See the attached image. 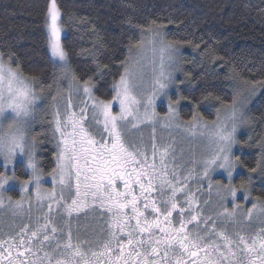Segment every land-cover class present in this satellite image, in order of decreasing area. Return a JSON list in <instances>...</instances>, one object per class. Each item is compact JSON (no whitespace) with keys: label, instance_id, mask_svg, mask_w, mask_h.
Instances as JSON below:
<instances>
[{"label":"snow or ice","instance_id":"1","mask_svg":"<svg viewBox=\"0 0 264 264\" xmlns=\"http://www.w3.org/2000/svg\"><path fill=\"white\" fill-rule=\"evenodd\" d=\"M75 19L64 18L59 0H46L51 83L25 76L14 49L0 50V264H264V199L250 188L254 175L264 177V136L246 181H233L244 166L233 154L237 132L252 123L248 103L264 79H244L202 37L170 38L167 24H183L173 17H126L139 35L127 40L118 67L102 58L110 45L98 26L80 18L91 47L78 55L93 67L78 74L62 42L64 24ZM185 46L212 65L205 72L229 68L231 103L220 100L215 121L196 113L181 122L178 106L188 97L169 96L178 73L191 75ZM218 171L227 182L213 180ZM15 187L19 199L8 194ZM241 192L254 199L250 208L237 202Z\"/></svg>","mask_w":264,"mask_h":264},{"label":"trees","instance_id":"2","mask_svg":"<svg viewBox=\"0 0 264 264\" xmlns=\"http://www.w3.org/2000/svg\"><path fill=\"white\" fill-rule=\"evenodd\" d=\"M45 3L46 0H0V50L14 49L25 76L51 83L55 69L49 63L44 44ZM59 4L65 19L69 15L77 17L64 24L62 42L72 50L73 67L78 74L90 75L89 70L93 67L88 57L78 55L81 47H91V32L86 30L87 25L82 24L80 18L98 26L110 45L102 58H110L113 67H118L127 54V40L133 33L139 35L138 29L131 27L126 17L135 24L153 19L167 23L165 18L173 17L183 24L179 28L175 24H167L170 38L199 40L202 37L225 57L226 63L233 62L244 79L253 82L264 79V0H59ZM181 53L184 68L191 75L178 73L177 84L170 96L173 99L188 97L178 106L180 120L190 121L198 113L204 120L215 121L217 109L221 108L220 100L225 104L231 103L234 84L227 78L229 68L217 67L218 74H211L205 72V67L212 65H202L197 50L185 46ZM107 79L109 84L98 85L101 91L109 87L112 77ZM209 93L211 96L205 100L204 96ZM249 110L252 123L238 136L239 144L234 154L244 165L238 167L239 172L233 179L235 184L246 181L250 174L248 169L255 166L260 156L256 144L264 136V89H259ZM158 113L165 115V108L160 107ZM42 156L47 166V150ZM16 170L23 178V164H16ZM250 188L253 198L259 196L264 199V177L254 175ZM8 194L14 199L20 198L17 190H10ZM250 200L245 204L242 196L237 197V202L244 208L252 206L254 199Z\"/></svg>","mask_w":264,"mask_h":264},{"label":"rangeland","instance_id":"3","mask_svg":"<svg viewBox=\"0 0 264 264\" xmlns=\"http://www.w3.org/2000/svg\"><path fill=\"white\" fill-rule=\"evenodd\" d=\"M63 37H64V32L62 33V38H63ZM145 55H146L149 59L152 58V53H151L150 51L146 52ZM177 75H178V74H177ZM176 77H177V76H176ZM258 92H259V88L257 89V93H256V95L253 96V97L251 98V100L249 101V103H248V109L250 108L252 102L256 99V97H257V95H258ZM172 93H173V87H171V88L169 89V96H171ZM43 104H44V102L41 101V102H40V105L43 106ZM160 107H164L165 110H166V114H167L168 106H167V102H166L164 99H161V100H159V101L157 102V109H156L157 112H158V110H159ZM158 114H159V113H158ZM166 114H165V115H166ZM225 115H226V112H223V111H222V113H221V118H223ZM160 116H161V115H160ZM163 116H164V115H163ZM163 116H161V117H163ZM215 120H216V119H215ZM180 121H181V120H180ZM181 122H182V121H181ZM246 127H247V126L241 127V128L238 130V132H237V138H238V136H239L240 134H242V133L244 132V130H245ZM39 129H40V125H37L35 130L39 131ZM237 147H238V145L235 146V147L233 148V154L236 153ZM17 164H22V162H21L20 160H18V161H17ZM238 172H239V168H237L236 172L234 173L233 179H234V177L236 176V174H238ZM216 178H217V179H221V180L227 182L226 175H225L222 171H218V172H216V173L213 174V180H214V181H216ZM48 186H49V185H45V187H48ZM11 190H17V191L19 192V188H18V187H15V188H13V189H11ZM19 193H20V192H19ZM20 195H21V193H20ZM239 195L242 196V197H243V200H244V195H243V193H242V192H241V193H238V194H237V197H238ZM250 202H251L250 199L247 200V201L244 200V203H245V204L250 203ZM229 205H231V201H229Z\"/></svg>","mask_w":264,"mask_h":264}]
</instances>
